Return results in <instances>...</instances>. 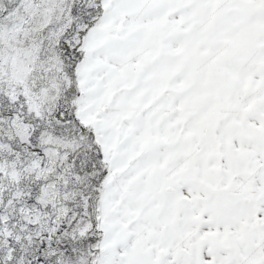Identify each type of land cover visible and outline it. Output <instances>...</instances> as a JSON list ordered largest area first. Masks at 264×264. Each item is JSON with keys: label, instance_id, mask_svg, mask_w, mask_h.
<instances>
[{"label": "snow or ice", "instance_id": "6c2138e0", "mask_svg": "<svg viewBox=\"0 0 264 264\" xmlns=\"http://www.w3.org/2000/svg\"><path fill=\"white\" fill-rule=\"evenodd\" d=\"M0 264H264V0H0Z\"/></svg>", "mask_w": 264, "mask_h": 264}]
</instances>
